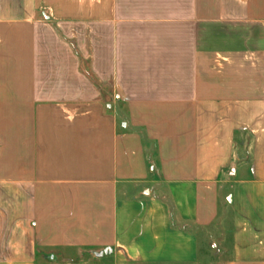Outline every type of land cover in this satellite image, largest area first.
<instances>
[{"label": "crops", "instance_id": "0c3cea01", "mask_svg": "<svg viewBox=\"0 0 264 264\" xmlns=\"http://www.w3.org/2000/svg\"><path fill=\"white\" fill-rule=\"evenodd\" d=\"M228 220L264 264V0H0V264H196Z\"/></svg>", "mask_w": 264, "mask_h": 264}, {"label": "rangeland", "instance_id": "374dc122", "mask_svg": "<svg viewBox=\"0 0 264 264\" xmlns=\"http://www.w3.org/2000/svg\"><path fill=\"white\" fill-rule=\"evenodd\" d=\"M92 40L95 42V37ZM75 41L80 47L85 41L83 34ZM105 105L104 109L107 111L108 104ZM198 234L200 236V259L196 264H226L230 260L231 236L229 220L219 228L201 229ZM171 253L170 250H162L158 255L165 258L166 256L169 257Z\"/></svg>", "mask_w": 264, "mask_h": 264}]
</instances>
